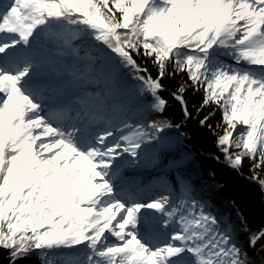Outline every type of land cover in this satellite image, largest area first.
<instances>
[{"label": "snow or ice", "instance_id": "snow-or-ice-1", "mask_svg": "<svg viewBox=\"0 0 264 264\" xmlns=\"http://www.w3.org/2000/svg\"><path fill=\"white\" fill-rule=\"evenodd\" d=\"M0 255L264 264V0H0Z\"/></svg>", "mask_w": 264, "mask_h": 264}, {"label": "trees", "instance_id": "trees-1", "mask_svg": "<svg viewBox=\"0 0 264 264\" xmlns=\"http://www.w3.org/2000/svg\"><path fill=\"white\" fill-rule=\"evenodd\" d=\"M203 166L207 168L209 166L208 162L204 161ZM232 196H240L245 199L251 208L252 215L259 219L261 209L260 196L255 189L241 186L238 183H232L229 189L223 194V198L227 199Z\"/></svg>", "mask_w": 264, "mask_h": 264}, {"label": "water", "instance_id": "water-1", "mask_svg": "<svg viewBox=\"0 0 264 264\" xmlns=\"http://www.w3.org/2000/svg\"><path fill=\"white\" fill-rule=\"evenodd\" d=\"M7 259L6 256L0 255V264H3V262Z\"/></svg>", "mask_w": 264, "mask_h": 264}]
</instances>
